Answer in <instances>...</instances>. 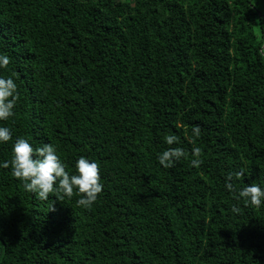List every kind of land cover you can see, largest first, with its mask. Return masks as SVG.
I'll return each instance as SVG.
<instances>
[{"label":"trees","instance_id":"trees-1","mask_svg":"<svg viewBox=\"0 0 264 264\" xmlns=\"http://www.w3.org/2000/svg\"><path fill=\"white\" fill-rule=\"evenodd\" d=\"M263 44L252 0H0L18 93L0 161L50 143L104 185L85 208L0 168V264H264V204L225 188L264 185ZM168 147L185 155L166 169Z\"/></svg>","mask_w":264,"mask_h":264},{"label":"clouds","instance_id":"clouds-1","mask_svg":"<svg viewBox=\"0 0 264 264\" xmlns=\"http://www.w3.org/2000/svg\"><path fill=\"white\" fill-rule=\"evenodd\" d=\"M8 64V58L0 54V69ZM18 100L17 84L11 78L0 77V121H6L14 115ZM192 135L199 137L200 128L194 126ZM12 133L8 127L0 126V144L9 142ZM165 144L171 146L178 143L175 135H166ZM10 160L0 161V168H10L13 177L22 182L25 191L35 194L41 200H47L49 194L61 192L71 198L74 190L82 194L77 203L85 208L91 207L102 192L104 185L100 183V169L96 161L80 156L74 162L75 173L69 174L66 166L57 155V149L50 143L41 147L33 145L25 138H17L12 144ZM200 149L192 150L191 164L198 167ZM185 155L181 147H168L158 155L157 161L163 168H172ZM242 172L229 173L225 178V188L234 193V199L244 200L252 206L264 204V185L249 184L238 192L234 189L233 178L239 179ZM236 211V208H233Z\"/></svg>","mask_w":264,"mask_h":264},{"label":"rangeland","instance_id":"rangeland-1","mask_svg":"<svg viewBox=\"0 0 264 264\" xmlns=\"http://www.w3.org/2000/svg\"><path fill=\"white\" fill-rule=\"evenodd\" d=\"M252 2L262 12L264 16V0H252ZM263 48H264V44H263Z\"/></svg>","mask_w":264,"mask_h":264}]
</instances>
